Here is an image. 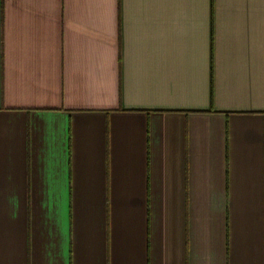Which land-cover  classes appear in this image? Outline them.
<instances>
[{"label": "crops", "instance_id": "crops-1", "mask_svg": "<svg viewBox=\"0 0 264 264\" xmlns=\"http://www.w3.org/2000/svg\"><path fill=\"white\" fill-rule=\"evenodd\" d=\"M0 264H264V0H0Z\"/></svg>", "mask_w": 264, "mask_h": 264}]
</instances>
